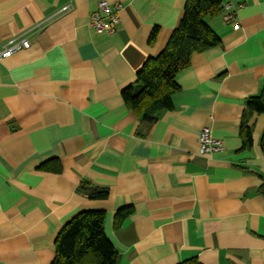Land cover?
Returning a JSON list of instances; mask_svg holds the SVG:
<instances>
[{
  "label": "crops",
  "instance_id": "1",
  "mask_svg": "<svg viewBox=\"0 0 264 264\" xmlns=\"http://www.w3.org/2000/svg\"><path fill=\"white\" fill-rule=\"evenodd\" d=\"M109 1L121 4L114 34L90 26L99 0H0V50L31 43L0 59V264H51L81 210L106 212L117 264H264V113L249 150L240 135L264 82V0H225L234 22L208 18L221 44L192 55L152 124L122 91L166 48L187 0ZM203 127L224 149L201 152ZM83 179L109 196L89 199Z\"/></svg>",
  "mask_w": 264,
  "mask_h": 264
},
{
  "label": "trees",
  "instance_id": "2",
  "mask_svg": "<svg viewBox=\"0 0 264 264\" xmlns=\"http://www.w3.org/2000/svg\"><path fill=\"white\" fill-rule=\"evenodd\" d=\"M224 6L225 0H187L179 25L166 48L157 56L150 57L137 72L135 83L123 89L125 103L141 117L142 122L152 124L164 110L174 107L172 97L180 88L177 76L190 66L195 52L221 44L220 36L210 26L208 18L222 13ZM158 32L156 27L151 34V43ZM255 113H264V82L261 91L246 100L240 125L242 149L245 150L252 146L250 119ZM260 145L264 152V133ZM79 190L89 199H105L110 193L107 186L87 179L81 181ZM132 212L131 207L120 209L116 214V226ZM105 219L104 210L76 213L58 234L56 254L51 264H117L118 251L106 234ZM178 264L202 263L197 257H192Z\"/></svg>",
  "mask_w": 264,
  "mask_h": 264
},
{
  "label": "built area",
  "instance_id": "3",
  "mask_svg": "<svg viewBox=\"0 0 264 264\" xmlns=\"http://www.w3.org/2000/svg\"><path fill=\"white\" fill-rule=\"evenodd\" d=\"M72 5L63 7L62 11H67ZM121 4H111L109 0H99L98 8L93 11L90 18V26L108 34H114L120 22L119 10ZM236 9L232 3H226L223 10V19L226 23L234 22ZM31 43L25 36L13 37L0 50V59L9 57L12 54L30 47ZM200 149L203 153L220 151L224 149L221 139L214 136L210 127H203L199 135Z\"/></svg>",
  "mask_w": 264,
  "mask_h": 264
}]
</instances>
